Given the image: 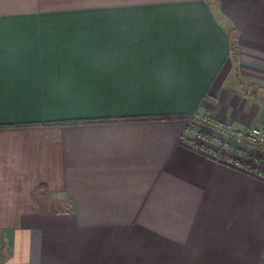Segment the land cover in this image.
I'll return each instance as SVG.
<instances>
[{"label":"crops","instance_id":"obj_1","mask_svg":"<svg viewBox=\"0 0 264 264\" xmlns=\"http://www.w3.org/2000/svg\"><path fill=\"white\" fill-rule=\"evenodd\" d=\"M239 78L264 0H0V264H264V176L191 143L264 124Z\"/></svg>","mask_w":264,"mask_h":264},{"label":"rangeland","instance_id":"obj_2","mask_svg":"<svg viewBox=\"0 0 264 264\" xmlns=\"http://www.w3.org/2000/svg\"><path fill=\"white\" fill-rule=\"evenodd\" d=\"M239 86L242 92L247 93L248 90L250 94L254 93V95L256 96H258L257 91L259 90L261 92V97L264 98V87L259 88V86L256 87L249 85L246 82L242 81L240 78ZM193 119L195 121L192 120V124H194L195 127L194 125H191L190 129H195V135L197 137L196 139H191L192 145L199 147V149L207 152L208 154H211L213 150H220L223 154H227L229 151H232L233 153L242 156L245 160H252L256 165H264V151L260 147L248 143H243L240 145L238 150H236L237 144L235 143L233 147V136L227 128L216 127L215 125L217 124L212 125L210 123V119L203 114L200 116L198 115V117H193Z\"/></svg>","mask_w":264,"mask_h":264},{"label":"built area","instance_id":"obj_3","mask_svg":"<svg viewBox=\"0 0 264 264\" xmlns=\"http://www.w3.org/2000/svg\"><path fill=\"white\" fill-rule=\"evenodd\" d=\"M230 133L233 136V147L235 143L237 144L236 150H238L241 144L248 143L258 146L264 151V124L254 125L245 131H230ZM220 153L221 152L212 151L210 155L233 168L240 170H252L258 174V176H264V172L258 166H251V164H249L242 156L229 151L221 157L223 153Z\"/></svg>","mask_w":264,"mask_h":264},{"label":"trees","instance_id":"obj_4","mask_svg":"<svg viewBox=\"0 0 264 264\" xmlns=\"http://www.w3.org/2000/svg\"><path fill=\"white\" fill-rule=\"evenodd\" d=\"M231 34H232V52H231V56H232V60L235 64V69L237 70V64H238V44H237V38H236V32L231 28ZM64 123H69V124H73V123H78L77 121H68V122H64Z\"/></svg>","mask_w":264,"mask_h":264}]
</instances>
